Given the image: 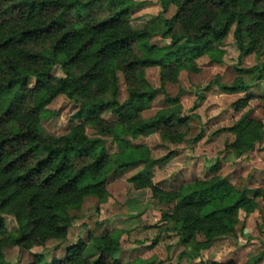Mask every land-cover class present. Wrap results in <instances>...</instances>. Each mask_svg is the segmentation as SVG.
<instances>
[{
    "label": "trees",
    "instance_id": "16d2710c",
    "mask_svg": "<svg viewBox=\"0 0 264 264\" xmlns=\"http://www.w3.org/2000/svg\"><path fill=\"white\" fill-rule=\"evenodd\" d=\"M158 1L161 13L136 28L130 17L143 6L139 0H0V264H17L7 260L8 246L32 252L52 240L64 242L75 221L73 212L85 199L106 201L112 174L140 166L129 181L171 205L162 219L188 249L182 256L191 259H200L215 238L234 234L240 213H254L257 200H264V186L239 187L218 174L217 166L211 168L213 176L165 189L154 184L153 169L170 154L156 159L152 148L131 142L153 133L170 143L186 140L192 115L184 114L182 90L171 96L166 84L179 82L183 70L198 71L202 57L221 63L225 51L220 45L232 31L241 58L261 56L264 0ZM171 6L176 11L167 17ZM156 37L166 42H152ZM151 67L160 68L159 88L146 77ZM239 73L264 81V61ZM121 77L127 85L124 100ZM222 87L230 93L251 88L241 77ZM160 94L165 106L145 117ZM60 95L75 103V116L82 120L68 133L53 136L43 118ZM250 99L239 98L232 108L241 112ZM86 125L95 130L94 137ZM224 130L235 135L225 149L241 157L262 141L264 122L245 113ZM107 139L118 145L117 152H109ZM3 215L12 216L16 227H7ZM123 233H91L87 241L69 247L63 259L44 264H147L115 256ZM263 256L243 264H259ZM41 257L35 254L32 264Z\"/></svg>",
    "mask_w": 264,
    "mask_h": 264
},
{
    "label": "rangeland",
    "instance_id": "374dc122",
    "mask_svg": "<svg viewBox=\"0 0 264 264\" xmlns=\"http://www.w3.org/2000/svg\"><path fill=\"white\" fill-rule=\"evenodd\" d=\"M139 1L143 6L130 17L131 24L136 28L143 27L162 11L158 0ZM175 11L176 7L171 6L165 16L172 17ZM152 42L166 41L156 37ZM220 46L225 51L221 63L211 62L208 56L202 57L197 60L198 71L183 70L179 75V82L167 83L165 86L171 96L181 94L182 90L181 103L184 114L192 115L189 128L185 129L186 140L180 144L170 143L163 141L159 133H153L131 141L133 144H145L152 148L153 157L156 159L170 154L169 159L155 165L153 169L154 184L160 183L165 189L193 181L198 176L201 179L213 176L214 172L209 169L213 166H217L218 174L230 181H238L241 187L264 185V181H257L264 178V135L262 141L256 143L253 149H256L255 153H251L253 150L247 152L244 155L248 156L237 163L234 159L239 157L229 158L231 153L225 149L227 143L235 140V135L224 130L245 113L264 122V81H254L252 74L242 76L239 73V69H250L263 62L264 53L259 57L251 54L241 58L233 31ZM58 74L61 75L60 72ZM146 77L153 87L161 86L159 67L148 68ZM240 77L251 86L248 91L230 93L223 89V84L230 85ZM120 93L121 100H124L127 97V85L123 77L120 81ZM245 97L251 98L249 105L241 112L235 111L232 104ZM164 106V95L160 94L143 115L151 117ZM48 109L49 112L43 118V126L46 132L53 136L68 133L74 123L82 120L75 116L77 113L75 103L65 95L58 96ZM86 132L91 137L96 135L95 130L89 125H86ZM199 135L200 137L196 139ZM107 149L112 153L117 152L119 147L114 141L107 139ZM203 165L202 171H195L198 166ZM191 168L195 173L188 179H182L183 172ZM142 169L140 166L113 173L107 187L109 197L106 201L101 202L97 198L87 197L81 209L73 212L75 221L64 242L52 240L45 246L35 247L32 252L8 246L5 249L7 260L17 264H32L35 254H42L39 264L51 262L55 258L63 259L68 250H65V246H70L71 241H77L78 238L87 241L91 234L88 229L89 222L96 223L101 218L103 219L98 222V228L102 232L119 228L124 230L121 250L115 253V256L124 262L205 264L214 259L219 262L235 259L238 264H243L249 258L264 252V200L260 198L257 200L259 208L254 213L246 214L244 211L240 213V221L234 234L215 238L210 249L201 252L200 259L182 256L188 249L180 242L177 232L168 229L172 225L162 219L163 212L168 211L171 205L159 203L157 199L152 198L150 189H135L129 181L130 177ZM3 218L7 227L10 229L16 227L12 216L3 215ZM96 228L95 233L99 231ZM197 239L202 240L204 236L199 235ZM146 242L149 243L144 245ZM92 250V246L89 245V251ZM191 252L193 253L192 249ZM259 264H264V256Z\"/></svg>",
    "mask_w": 264,
    "mask_h": 264
},
{
    "label": "crops",
    "instance_id": "0c3cea01",
    "mask_svg": "<svg viewBox=\"0 0 264 264\" xmlns=\"http://www.w3.org/2000/svg\"><path fill=\"white\" fill-rule=\"evenodd\" d=\"M229 143H231V142H229ZM230 152L229 153H231L230 154V157L229 158H235V155H234V153H232V151L231 150H229ZM255 151H256V149L255 150H253V151H251V153L252 154H254L255 153ZM250 153V154H251ZM251 154V155H252ZM248 155H243V156H241V157H239V159L238 158H235L234 159V161L235 162H237V163H240L241 161H242V159L243 158H246ZM226 157H227V155H226ZM203 167H204V165L201 167V166H198V168H196L195 169V171H202V169H203ZM210 170H211V168H209ZM193 173H195L194 172V169L193 168H191V170H185L184 172H183V176H181L182 177V179L184 178V180L185 179H188L189 177H190V175L191 174H193ZM212 173V172H211ZM196 175H197V172H196ZM197 177V176H196ZM197 179H201V177L200 176H198L197 177ZM264 181V178L263 179H257V181L259 182V181ZM231 183H233V184H235V185H237V186H239V187H241L242 185H240V183H238V181L236 182V181H234V180H231ZM264 184V183H263ZM264 185H260V186H256V187H247V188H249V189H255V188H260V187H263ZM141 190V189H140ZM251 196H252V194H251ZM260 199H258V201H259ZM102 219L103 218H101V219H99L96 223H92V222H89V227H88V229H89V234H90V232L91 233H94V234H96V235H98V234H101V233H104V232H106V231H111V230H106V231H103L102 232V230L100 229V228H98L99 226V221H102ZM91 223V224H90ZM96 226H97V228H96ZM121 227V226H120ZM82 228L84 229L85 228V225H84V227L82 226ZM81 228V229H82ZM95 228L96 229H98L99 231L97 232V233H95ZM120 229V228H119ZM69 234H70V231H69ZM79 239V238H78ZM78 239H77V241H78ZM80 239H82V238H80ZM77 241H71V243H70V246H65V250H67L68 249V247H71V246H73V245H75L76 244V242ZM215 242V241H214ZM213 242V243H214ZM149 242H146L144 245H146V244H148ZM213 245V244H212ZM211 245V246H212ZM210 249V248H209ZM208 250V249H207ZM68 251V250H67ZM209 261H218V260H209Z\"/></svg>",
    "mask_w": 264,
    "mask_h": 264
}]
</instances>
